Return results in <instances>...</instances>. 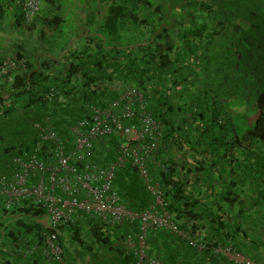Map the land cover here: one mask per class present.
<instances>
[{"label": "trees", "instance_id": "16d2710c", "mask_svg": "<svg viewBox=\"0 0 264 264\" xmlns=\"http://www.w3.org/2000/svg\"><path fill=\"white\" fill-rule=\"evenodd\" d=\"M250 1L257 7L239 0H101L100 8L87 12L90 19L81 23L76 41H71L75 33L66 41L55 36L64 22L60 0H43L27 23L17 7H7L11 0L0 2V34L15 33L10 44L0 41V52L16 53L24 65L4 86L0 116L14 111L16 103L43 108L60 103L59 91L71 94L83 86L94 95L119 82L123 89L139 88L162 121L161 146L150 171L173 221L203 247L167 228L150 229L143 264L150 257L161 264H234L215 250L228 242L242 253V247L254 252L244 254L264 264V65L259 57L247 62L251 45L262 48L264 36L257 28L264 1ZM25 31L30 42L19 35ZM50 87L58 91L54 100H49ZM121 168L131 171L130 178L150 200L135 169ZM10 212L17 218L3 233L11 248L6 258L0 251V263L56 264L40 250L25 253L27 246L43 243V210L23 203ZM92 222L58 227L64 264L85 263L89 239L107 252L114 249L123 264H135V252L125 253L110 241L116 235L126 246L125 222ZM160 232L171 246L157 241Z\"/></svg>", "mask_w": 264, "mask_h": 264}, {"label": "built area", "instance_id": "2783aa9c", "mask_svg": "<svg viewBox=\"0 0 264 264\" xmlns=\"http://www.w3.org/2000/svg\"><path fill=\"white\" fill-rule=\"evenodd\" d=\"M8 0H0L6 3ZM12 4V6L9 5ZM7 7H17L22 23L33 20L43 0H11ZM23 59L10 51L0 52V97L5 84L23 67ZM58 91L49 89V100ZM148 107L146 95L136 86L119 91L105 103L92 102L87 113L69 125L71 146L65 147L57 132L46 118L36 123L42 138L56 141L54 147L28 157L15 156L0 174V206L10 212L23 203L33 204L43 210L46 225L40 231L41 246L29 245L25 253L40 250L47 261L64 264L62 249L57 238L60 225L77 222L78 215L89 217L107 226L129 222L131 231L124 236L130 251L135 252V264L144 263V246L150 229L167 228L187 240L190 245L203 247L198 238L180 228L167 209L158 180L150 171L161 146L162 121ZM111 136H120L113 155L105 164L93 160L94 143L107 142ZM39 150V151H44ZM43 155V156H42ZM124 166L135 169L144 189L151 199L140 210L125 204L112 185L115 170ZM234 264H255L252 258L228 242L215 248ZM147 264H161L150 257Z\"/></svg>", "mask_w": 264, "mask_h": 264}, {"label": "crops", "instance_id": "0c3cea01", "mask_svg": "<svg viewBox=\"0 0 264 264\" xmlns=\"http://www.w3.org/2000/svg\"><path fill=\"white\" fill-rule=\"evenodd\" d=\"M86 17L89 18L90 16L86 13ZM81 23L82 22L80 21V18H78L74 24L73 33H75V35L74 36L72 35L73 38L71 39V41L72 40L76 41V35L79 32V28L82 27ZM58 39H60V38H58ZM67 39L68 38L63 36L60 40L66 41ZM78 43L79 42L77 41V44ZM111 84L110 85L107 84V86L111 89V91L100 90V91H97V93H95L94 95L91 93V91L88 90V88L83 87V86L82 87L78 86L77 89H74L71 92V94H64V93L62 94V92L59 91L60 103H56L55 105L51 104V105H48L46 107L41 108V117L34 124L35 134L31 139V143L26 145V146H21V152L20 151L16 152V154L11 155L10 158L2 159V160L0 159V174L7 171V165L9 164V162L11 161V159L13 157H15V156L28 157L32 153L38 155V153H40V152L43 155H45L44 148L48 149L50 147L55 146V144L57 142L52 140V139L45 138V137L42 138L39 134V130L36 127V123L44 124L43 121L46 118L49 120L50 126L59 135L58 137H59L60 141L65 145V147H70L71 146V137H70L71 135L69 134V128L68 127L71 123L75 122L78 119V117L75 118L73 121L63 122L62 120L67 115L66 114V112H67L66 106H63V105L65 104V102H71L70 104H72V103H76L75 102L76 100H80V99L82 100L83 99L82 100L83 101V109H79V115L82 112L85 113L88 110L89 104L92 103L93 97H96L97 101H99L101 103H105L107 100H109V98L111 96L110 94L112 92L116 91L115 93L117 94L119 91H121L125 87V85H121V83H119V82H114L113 85H111ZM102 96H103L104 100L100 99ZM112 96H114V95H112ZM110 148H111V145L105 144V141H101V142L98 141V142L94 143L93 160L97 163H100V164L107 163V161L110 159V156H111V155H109ZM39 150H44V151H39ZM0 158H2V157L0 156ZM130 176H131V171L129 169L117 168L115 170V173H114L112 185L119 192L120 198L124 203H127L128 206H130L131 208H133L135 210H140L143 208V204L148 199L147 198L144 199V193L140 190V188L136 184H134L135 181L133 179H135V177L130 178ZM148 202H149V200H148ZM3 217H7V215H4ZM43 221L45 224L47 223L46 222L47 220L45 217L43 218ZM76 221L77 222L75 223V225L81 224V226H86L89 223H93L92 221H97V220L89 217L88 215H83V216L78 215ZM122 228L125 230L124 232L127 233L132 228L131 223L126 221L123 224ZM122 228H121V232L123 233ZM156 237H157L156 239L159 243H161L162 240H166L169 242V245L171 246L170 239L169 238L165 239V237H162L161 232H160V234H157ZM88 241H89V245H91V249H88V251H86L85 256H84L85 263H83V264H95L100 259L101 260L102 259L107 260L109 262L108 264H123V257L118 255L114 251V249H111V250L108 249L109 252H107V250H104V248H102L100 245H97V244H96L97 246L92 245V242L90 241V239ZM110 241L112 243H114V245L117 248H119L121 251L125 250V253L127 252L126 250L128 248L125 245L122 246V245L118 244L119 239L116 235H112V237H110ZM245 247H246V244H245ZM74 248L78 249L77 246H74ZM98 248H99V250H98ZM242 248H243V250H245L244 253H246L247 255L254 253V252L249 251L248 249H245L244 247H242ZM80 250L85 251V249H83V248L78 249V251H80ZM168 250H171L170 247L168 248ZM98 252L100 254H98ZM221 261H222V264H227L225 261H223V260H221ZM205 263H208V262L205 261ZM219 264H220V262H219Z\"/></svg>", "mask_w": 264, "mask_h": 264}, {"label": "rangeland", "instance_id": "374dc122", "mask_svg": "<svg viewBox=\"0 0 264 264\" xmlns=\"http://www.w3.org/2000/svg\"><path fill=\"white\" fill-rule=\"evenodd\" d=\"M263 1V0H262ZM62 4V8L60 9V14L63 16L64 22L61 25V33L56 34L58 38H62L63 36L66 38H70L73 35L74 30V24L78 18H80V21L82 24H85L90 18L86 17V13L89 12L90 8H100L101 6V0H60ZM44 3H42L43 6ZM256 4V2H254ZM264 4V3H263ZM10 6H12L11 3H9ZM100 5V6H99ZM261 13V18L259 19V22L261 26H257V30H260L259 33H263L264 36V12L259 11ZM70 32V33H69ZM15 33L13 31H8L4 35L0 34V41L5 43L6 45L11 43L12 35ZM25 36L23 34H19L21 38L29 40L31 36L28 35V32L25 31ZM75 35V34H74ZM20 38V37H19ZM67 39V40H68ZM262 48L260 51H258L257 47L250 46L249 52H248V59L247 62L251 58H260V63L264 65V37L262 39ZM27 47L29 48L30 45L27 43ZM254 77V75H251ZM244 77H248V73H245ZM83 100V99H82ZM76 100V103L71 102H65L63 106H66L67 112L66 116L62 120L63 122H70L73 121L75 118L78 117L82 118L86 113H80L79 115V109H83V101ZM96 97H93L92 102H96ZM152 111V110H151ZM41 117V108L40 107H25L22 103H16L15 109L11 113L6 114L5 116H0V156L2 159L10 158L11 155L16 154L17 148L21 146H26L31 143V139L34 136V124L39 120ZM120 136L116 137L115 140H108L105 142V144L111 145V148L109 150V153L112 154L115 143L119 140ZM119 142V141H118ZM117 142V143H118ZM4 147H15L12 150H10L8 153H4L2 151V148ZM4 215H7V217H3ZM3 220H2V219ZM17 216L12 214L11 212H3V209L0 206V251L3 254V257H7V253H5L8 249L11 248L10 242L6 239H2L3 233L5 229L12 228L13 223L16 221ZM26 222L27 220L24 219ZM198 236H201L200 234ZM105 249V248H104ZM99 250V248H98ZM100 252V251H99ZM98 252V254H100ZM31 255V254H27ZM30 257V256H29ZM4 259V258H3ZM27 259V258H26ZM23 260V259H21ZM1 262V257H0ZM13 264H16L17 261L12 262ZM1 264V263H0Z\"/></svg>", "mask_w": 264, "mask_h": 264}, {"label": "flooded vegetation", "instance_id": "af4514ba", "mask_svg": "<svg viewBox=\"0 0 264 264\" xmlns=\"http://www.w3.org/2000/svg\"><path fill=\"white\" fill-rule=\"evenodd\" d=\"M241 3H244L245 5H247V3H248V5L250 6V5H252V6H254V7H257V5H254V2L253 1H250V0H239ZM262 1V0H261ZM260 1V2H261ZM264 1V0H263ZM258 3V2H257ZM252 9V8H251Z\"/></svg>", "mask_w": 264, "mask_h": 264}]
</instances>
